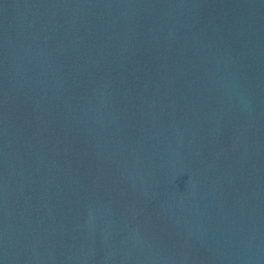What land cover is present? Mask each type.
Instances as JSON below:
<instances>
[{"label": "water", "instance_id": "95a60500", "mask_svg": "<svg viewBox=\"0 0 264 264\" xmlns=\"http://www.w3.org/2000/svg\"><path fill=\"white\" fill-rule=\"evenodd\" d=\"M0 264H264V0H0Z\"/></svg>", "mask_w": 264, "mask_h": 264}]
</instances>
